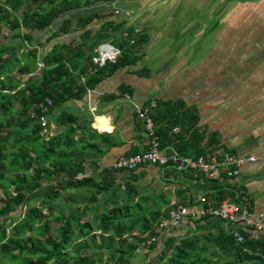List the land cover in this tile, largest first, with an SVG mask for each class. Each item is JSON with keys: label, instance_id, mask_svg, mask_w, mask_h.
<instances>
[{"label": "trees", "instance_id": "16d2710c", "mask_svg": "<svg viewBox=\"0 0 264 264\" xmlns=\"http://www.w3.org/2000/svg\"><path fill=\"white\" fill-rule=\"evenodd\" d=\"M31 2L40 9H32ZM71 8L68 0H0V264H133L138 248L159 236L155 228L169 213H163L157 201L144 198L135 202L137 192L130 183L124 190V186H116L114 174L127 171H107L103 185L96 189L91 180H73L78 173H85L82 164H73L79 145L99 151L90 141L105 138L87 130L83 119L62 114L52 122L63 130L62 135L47 138L52 111L70 100L82 99L119 69L136 65L141 59L136 49L144 43L131 29L122 41H112L116 33L124 32L123 24L113 22L93 39L86 32L78 44L56 45L44 57L37 49H29L33 42L30 33L47 30ZM91 22L84 20L80 26L85 28ZM69 27L65 23L53 38L67 33ZM110 41L120 48L121 57L94 73L96 51ZM121 91L131 94L127 87ZM41 105L48 108L46 128L39 123L45 116ZM157 108L155 135L160 145L174 147L184 157H205L206 149L201 147L204 137L195 126L197 117L192 115L185 125L175 115L179 111L174 104H158ZM176 127L186 136L172 138ZM80 134H87L89 144L82 137L77 140ZM84 190L94 194L82 204L83 198L76 201L75 193ZM69 191H75L74 195ZM223 199L217 198L218 202ZM99 203L100 208L92 209ZM24 209L27 212L22 217ZM91 213L94 217L89 220ZM212 222L201 219L197 229L186 236L169 238L149 264L264 261L255 255L259 240L241 233L246 242L240 245L220 224L211 228ZM148 249L147 256L157 245Z\"/></svg>", "mask_w": 264, "mask_h": 264}, {"label": "crops", "instance_id": "0c3cea01", "mask_svg": "<svg viewBox=\"0 0 264 264\" xmlns=\"http://www.w3.org/2000/svg\"><path fill=\"white\" fill-rule=\"evenodd\" d=\"M68 2L72 8L51 27L30 33L33 42L29 49H37L41 57L56 45L78 44L86 32L90 33L91 40L107 23L113 22L123 24L124 32L116 33L112 41L125 39L129 29L140 31L139 37L144 41L136 49L141 58L136 65L119 69L82 99L66 102L50 116L48 139L62 135L63 130L52 123L62 114L83 119L87 130L105 137L99 142L90 141L99 151L79 145L73 161V164H82L85 173L91 174L93 189L103 185L107 171L112 170L118 159L148 150L152 137L138 119L135 106L174 104L179 111L175 115L185 125L192 115L197 117L195 126L204 137L201 147L206 149V156L223 150L244 159L253 157L254 161L246 160L238 176L222 175L218 181L200 174L178 173L172 167L143 166L132 173H113L115 185L124 186V190L125 184L130 183L137 192L135 202L144 198L157 201L163 213L170 211L175 203L195 209L201 206L202 200L221 205L232 200L231 195L245 191L251 198L252 210L264 214V0ZM29 4L32 9H40L32 2ZM87 19L92 22L85 28L80 26ZM65 23L70 25L69 31L53 38ZM110 44L117 48L111 41ZM124 87L131 94L123 93ZM156 110L157 107L150 112L153 120ZM178 135L186 136V133L176 127L171 137ZM84 136L80 134L77 140L82 137L89 144L87 134ZM161 147L176 151L174 147ZM74 193L69 191V195ZM83 196L82 204L91 197ZM220 197L225 199L218 202ZM99 205H92V209ZM198 221L184 219L179 227L165 229L156 245L161 248L169 238L186 236L197 229ZM212 221L211 228L220 224L221 229L231 234L238 231L250 235L241 224ZM214 233L218 234V230ZM258 240L261 245L255 255L264 259V233ZM149 252L148 249L137 251L133 264H148L159 254V251L153 252L150 258ZM251 261V264H264L259 259Z\"/></svg>", "mask_w": 264, "mask_h": 264}, {"label": "built area", "instance_id": "2783aa9c", "mask_svg": "<svg viewBox=\"0 0 264 264\" xmlns=\"http://www.w3.org/2000/svg\"><path fill=\"white\" fill-rule=\"evenodd\" d=\"M140 34V31L134 32L135 36L139 37ZM120 57L121 51L110 44L99 46L96 56L93 58V64L96 67L93 72L95 73L98 69L104 68L108 63L116 64ZM40 67L43 68V65H40ZM48 105H50V102H48ZM156 107V104H153L150 108H146L142 104L135 106L137 117L144 123L146 131L152 137V141L148 150L142 154L118 159L112 166L113 171L133 172L143 166L172 167L178 173H195L210 180L218 181L222 175H227L229 178L238 176L246 160L254 161L253 157L244 159L237 155L226 153L223 150H216L205 157L202 156L197 159L181 156L175 150H162L160 142L155 135V122L150 114L151 110ZM40 108L45 116L39 119V123L46 128L48 126V118L46 116L48 108L44 105H41ZM177 131L176 129L175 132ZM90 179V173H78L73 178L75 182H83ZM69 180V178L66 179V181ZM184 219H212L234 225L241 224L249 232L250 240H258L260 234L264 233V214H257L252 210L251 198L245 191H240L234 199L225 201L221 205L212 200H202L198 209L175 203L167 217L160 219L155 230L160 233L169 227L177 228ZM232 235L238 244L243 245L246 242L245 237L240 232H233Z\"/></svg>", "mask_w": 264, "mask_h": 264}, {"label": "rangeland", "instance_id": "374dc122", "mask_svg": "<svg viewBox=\"0 0 264 264\" xmlns=\"http://www.w3.org/2000/svg\"><path fill=\"white\" fill-rule=\"evenodd\" d=\"M137 105H140V104H137ZM94 193L91 191V190H85V191H83V192H81V193H79V192H76L75 193V197L77 198V200L76 201H79L80 202V198H84V196L83 195H85V197L86 198H88V197H90V196H92ZM33 205H37V204H33ZM26 212H27V210L26 209H24L23 210V212H22V217L23 216H25V214H26ZM93 213H91L90 214V216H89V220H92L93 219ZM172 228H174V227H172ZM163 232V231H162ZM162 232H160V234L162 233ZM160 236V235H159ZM158 236V237H159ZM158 237L157 238H151V239H147V241L145 242V243H143L139 248H138V251L139 250H142V249H148V248H150L152 245H154V244H156V240L158 239ZM154 240V241H153ZM158 249H160L158 246H157V249L154 251V253H156L157 251H158ZM149 250V249H148ZM144 251V250H143ZM153 254V253H152ZM150 255V258H151V256L153 257L154 256V254L153 255ZM147 258V257H146ZM145 258V259H146ZM150 258H147V259H149L150 260ZM153 259H154V257H153ZM152 260V259H151ZM144 264H145V262H144ZM149 264V263H148Z\"/></svg>", "mask_w": 264, "mask_h": 264}]
</instances>
